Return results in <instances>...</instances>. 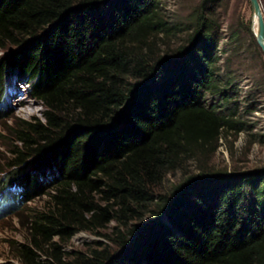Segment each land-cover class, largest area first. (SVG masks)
Here are the masks:
<instances>
[{
    "label": "trees",
    "instance_id": "obj_1",
    "mask_svg": "<svg viewBox=\"0 0 264 264\" xmlns=\"http://www.w3.org/2000/svg\"><path fill=\"white\" fill-rule=\"evenodd\" d=\"M191 24L163 55L156 47L177 26L158 0H0V43L21 45L10 66L31 75L45 105L13 122L16 167L0 188L11 202L47 195L16 248L22 264H264V169L200 164L160 193L169 171L214 152L238 124L206 96L230 103L217 27L203 11ZM82 231L106 240L64 251Z\"/></svg>",
    "mask_w": 264,
    "mask_h": 264
},
{
    "label": "rangeland",
    "instance_id": "obj_2",
    "mask_svg": "<svg viewBox=\"0 0 264 264\" xmlns=\"http://www.w3.org/2000/svg\"><path fill=\"white\" fill-rule=\"evenodd\" d=\"M160 15L177 28L169 37H162L156 47L165 54L185 44L193 32L191 20L203 11L213 19L217 27L219 43L218 67L219 85L229 104H221L219 95L206 94L210 102L218 103L227 115L238 121L236 128H226L216 144L214 152L192 157L182 166L169 171L161 186L160 193L166 195L199 172V165L214 170L231 172H256L264 169V53L255 43V14L250 0H158ZM262 1L264 9V0ZM206 7L202 10V4ZM21 49V45L0 43V188L9 181V174L15 167L12 163L13 151L19 147L15 134L14 121L42 117L44 102L32 93L31 75L15 70L10 66L11 57ZM5 80L2 76L5 74ZM231 81V83H228ZM10 88H7L8 84ZM234 87H232V85ZM223 92V91H222ZM20 98L26 102L19 104ZM212 100V101H211ZM223 105V106H222ZM238 128V129H237ZM240 128V129H239ZM54 173H56L54 171ZM49 173L45 181L56 180ZM18 189L14 188L13 192ZM5 194L0 196V264H22L17 258V247L29 242L32 216L47 199L43 194L30 202H11ZM160 219H167L165 215ZM154 216L147 215L142 222ZM141 223V222H140ZM115 222H110L105 232H110ZM106 240L89 232H79L65 245L64 251L73 252L86 249L87 243ZM47 263L46 258H41ZM49 264V263H48Z\"/></svg>",
    "mask_w": 264,
    "mask_h": 264
},
{
    "label": "water",
    "instance_id": "obj_3",
    "mask_svg": "<svg viewBox=\"0 0 264 264\" xmlns=\"http://www.w3.org/2000/svg\"><path fill=\"white\" fill-rule=\"evenodd\" d=\"M253 12L257 16V31H255L256 41L264 53V9L261 0H250ZM166 211L163 213L165 215ZM162 215V216H163ZM161 216V217H162Z\"/></svg>",
    "mask_w": 264,
    "mask_h": 264
},
{
    "label": "bare ground",
    "instance_id": "obj_4",
    "mask_svg": "<svg viewBox=\"0 0 264 264\" xmlns=\"http://www.w3.org/2000/svg\"><path fill=\"white\" fill-rule=\"evenodd\" d=\"M256 16V15H255ZM255 24L257 25V16L255 17ZM26 102V99L25 98H20V100H19V104H23V103H25Z\"/></svg>",
    "mask_w": 264,
    "mask_h": 264
},
{
    "label": "clouds",
    "instance_id": "obj_5",
    "mask_svg": "<svg viewBox=\"0 0 264 264\" xmlns=\"http://www.w3.org/2000/svg\"><path fill=\"white\" fill-rule=\"evenodd\" d=\"M14 188H16V187L12 186V188L10 189V190H11V192H13V189H14Z\"/></svg>",
    "mask_w": 264,
    "mask_h": 264
}]
</instances>
